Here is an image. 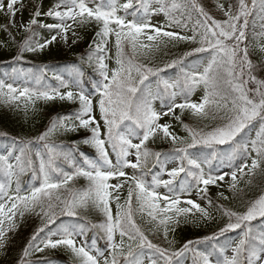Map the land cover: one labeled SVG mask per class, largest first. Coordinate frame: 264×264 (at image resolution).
Masks as SVG:
<instances>
[{
  "label": "snow or ice",
  "instance_id": "obj_1",
  "mask_svg": "<svg viewBox=\"0 0 264 264\" xmlns=\"http://www.w3.org/2000/svg\"><path fill=\"white\" fill-rule=\"evenodd\" d=\"M155 2L159 7L153 9L152 0H125L123 3L91 0V6L89 0H60L55 8L44 13L37 6L30 19L20 24L24 38L15 57L17 61L23 59L25 52H42L59 41L67 44L70 32L76 36L75 27L97 25L99 30L89 45L86 60L80 59L93 67L100 77L93 85V92H86L81 86L83 72L79 68L71 82L53 73L52 78L59 81V87L55 88L47 84L42 88L15 87L0 81V102L17 107L22 102L25 113L29 108L35 111L37 101L59 100L78 105L76 111L53 120L48 129L36 137L42 150L34 151L33 141L24 140L18 142V155L0 154V174L5 178L0 182V249L5 248L9 233L16 230L18 220L26 213L38 215L42 221L23 250L20 264H32L27 258L34 253L58 248L71 254L73 264H182L179 258L188 253L193 257V264H264V194L250 200L242 211L219 205L227 219L218 231L202 239L188 240L178 250L153 243L136 221L137 214L146 216L153 234L162 232L171 246L175 241L169 240V233L175 231V226L214 219L209 210L210 198L209 207H202L196 200L185 198L186 195L196 191L203 198L209 186L219 187L226 177H230L229 190L238 192L244 177H253L258 171L264 173V78L256 74L264 73V62L253 63L249 46L245 44L253 12L258 9L264 21V0H236L227 8L218 3L225 19H216L199 0H186L184 4L175 0ZM23 8V0H0V14L8 21L0 27L6 31L16 28L15 18ZM188 8L198 13L197 19L193 20L190 13L185 19L172 15L175 10ZM130 9L134 10L133 19L126 18ZM140 9L143 15L136 16ZM121 11L124 15L119 14ZM157 13L169 17V28L176 25L184 29L185 34L153 25L147 17ZM42 15L55 22L41 23ZM261 27L264 28V23ZM38 29L53 34L41 40ZM112 37L116 49L115 67L106 63L110 59L108 45ZM181 42L195 47L162 66L143 62L151 61L157 53ZM128 48L130 53L126 51ZM259 52L264 55V45L259 47ZM199 53L208 54L205 66L188 69L186 58ZM168 69L178 71L176 79L162 75ZM46 73L45 65L38 74H33L37 85ZM150 77L155 78L154 81ZM222 83L227 87L222 88ZM201 85L204 95L199 102H192V93ZM177 97H182L183 102L177 103ZM156 100H160L166 110L156 111L153 107ZM176 109L181 115L188 110L199 120L219 118L222 123L208 131L184 125L188 137H180L169 130L171 125L160 123L162 116L175 115ZM175 118L180 119L179 116ZM254 122H259V131L255 139L246 141L242 134ZM80 130L90 135L74 144L89 145L95 149L97 159L80 153L82 159L78 161L75 155L78 147L66 148L51 140L57 133ZM158 134L174 146L171 158L178 159L179 164L167 171L169 179L154 177L148 183L144 177L150 158L163 163L162 153L152 152L147 146ZM219 145H229V150L219 153ZM198 146L211 149V159L194 158L190 149ZM253 152L255 158H251ZM238 157H248L250 163L244 160L235 170L218 174L204 169L212 159H220L231 167ZM62 164L71 170L65 171ZM27 172L41 183L27 194H21L20 177ZM54 173L59 176L54 178ZM78 178L87 181L86 188L72 186ZM178 178H181L179 184L176 183ZM13 181L16 184L14 192ZM247 182L251 184L252 181ZM161 186L167 191H158ZM61 192L67 195L62 197ZM218 195L229 199L223 192ZM89 209L102 214L103 222L89 221L83 215ZM62 216L75 218V222H61L55 231L46 233L45 230ZM81 220L84 223H80ZM257 220L262 222L259 228L254 224ZM89 230L103 233L107 254H93V248L86 242L78 243V238ZM237 230L239 239L230 248L217 247L222 237ZM41 233L45 235L41 237ZM205 243L210 248L201 251L198 246Z\"/></svg>",
  "mask_w": 264,
  "mask_h": 264
},
{
  "label": "trees",
  "instance_id": "obj_2",
  "mask_svg": "<svg viewBox=\"0 0 264 264\" xmlns=\"http://www.w3.org/2000/svg\"><path fill=\"white\" fill-rule=\"evenodd\" d=\"M199 2L203 4L205 9L211 15L216 17L217 14L220 16L222 15L217 7L218 3H223L224 6H227L230 3H235L236 0H199ZM58 3H60V0H23L24 8L22 13L30 18L37 6H39L41 12L44 13L55 8ZM176 3L184 4L186 3V0H176ZM136 7L138 8L139 5H136ZM133 11V9H130L129 13L131 14ZM178 12L179 14H184L185 16L190 13L193 20L198 18V13L193 11L191 8H188L187 10L179 9ZM135 15H143V9H140L135 13ZM39 19L41 23L55 22L52 18L44 15H42ZM7 22V18L2 15L0 18V26L6 24ZM261 22L262 21L257 9L256 19L255 22H253L252 30L247 31V36L250 38V48L254 53L252 58L250 55V59H252L253 63L254 61H257V64L264 62V55L259 52V47L264 45V29L261 27ZM0 29L7 32L9 35L2 43H6L7 46H10L9 53L0 52V81H2L4 75H8V78H13L12 81L14 82H12V84L17 83V86L15 87L42 88L44 84H47L49 87L51 84L53 88H55L59 87V81L52 78L53 73L68 81V76L71 73L75 74L72 78H76L75 70L79 68L83 72V76L80 77L81 86L86 92H93V85L100 79L99 74L93 67H89L86 62L82 63L80 58L84 57L86 60L87 54L90 51L89 45L92 44L93 40L96 38L95 33L99 30L97 25L89 24L83 27H76L81 34L70 48L66 47L63 42L51 52H48L47 50L37 53L25 52L23 53V59L19 61H17L15 57L19 54L20 44L23 41L24 33L17 32L15 29H11L9 31L4 30L3 27H0ZM50 34L52 33L46 29H38V39L42 40L44 36ZM13 36L15 37L14 40L12 39ZM193 47L195 46L192 44L181 42L175 47L170 46L169 48L157 53L151 61L145 60L143 62L149 63L150 66H162L164 62L175 59L185 52H190ZM126 51L128 53L131 52L130 48L126 49ZM111 53L112 55L110 56V59L106 60V63L109 64V67H115L116 49L114 46V37L112 38ZM203 55H205V53L188 56L185 60V65L187 67H192L196 63H201L203 61ZM45 65L47 66L46 76L41 84L37 85L36 81L33 79V74H38V70ZM174 72L175 69H168L167 72L162 73V75L171 76ZM256 74L260 78H264V73L258 72ZM149 79L152 81L154 80L153 77H150ZM221 86L222 88L227 87V85H224L223 83ZM198 91L202 92L199 89ZM202 94L204 95V92H202ZM203 95L192 100V102H199ZM77 108L78 105L67 101H37L35 111L29 108L28 112L25 113L22 102L20 107H17L15 104H4L0 102V133H6V135H0V154L12 152V155H18L20 147L18 142L24 140L33 141L32 147L34 151L42 150V145L40 142L36 141V137L45 132L53 120L70 115L76 111ZM176 116H179L180 119H176ZM170 117L172 118V124L169 130L175 135L185 138L188 137V133L186 132L184 125H188L189 127L197 130L208 131L212 127L222 123L219 118L215 120H199L192 116L188 110H185L183 115H181L180 110L176 109L175 115H170ZM255 127L256 126H249V128L245 130V133L242 134L246 141L249 140L250 135L253 131H255ZM88 135H90V133H87L84 130L69 133H57L51 137V140L57 144L64 145L66 148L73 146L78 147L79 152L75 153L78 161L82 159L80 153H83L84 156L89 159H97L95 149L89 145H85L83 143H79L78 145L74 144V142L82 141ZM147 146L152 152L162 153L161 160L163 161V163H157L154 158H150L149 165L145 169L146 175L144 178L148 181V183H151L154 177L157 178V176L162 173L163 168L167 164L175 162L178 159L171 158L174 146L170 141L162 139L160 135H157L154 141H149ZM217 148L219 153H224V146L219 145ZM190 151L194 153V156L199 155L201 159L203 156L211 159V149L198 146L195 149H190ZM251 158H255V156H252ZM244 160H247V162L250 163V158L245 159V157H238L232 162L231 168L235 170V168L241 165ZM222 164L223 163L220 159H212L210 165H204V169L206 172L211 171L213 173V170L220 168ZM61 166L65 171L71 170L68 165L62 164ZM53 176L56 178L59 174L54 173ZM181 178L177 179V184H179ZM4 179L3 175L0 174V182H4ZM249 179L252 181L251 184L247 182ZM40 183L41 181L34 178L31 172L25 173L20 177L21 194H27L32 188L40 186ZM72 186L76 189H84L87 187V181L83 178H78L73 182ZM15 188L16 184L14 183L12 184L13 192L15 191ZM239 189L240 191L238 192L230 191L228 183L221 182L219 187L209 186L208 193L203 198H201L196 191H192L190 196L196 197L199 201L205 203L207 207H209L208 199H211L212 205L209 210L214 219L200 221L195 224L182 222L175 226V231H170L169 233V240L175 241V243L171 246L164 240L162 232H157L155 235L153 234L152 226L147 223L146 216L142 217L140 214H137L135 218L142 230H144L145 234L149 236V239H151L153 243L159 244L161 247H171L174 250H178L188 240L202 239L204 236L211 235L213 232L218 231L219 227L222 226L227 219L226 217H223L222 211L218 207L219 205H223L228 209L242 211L250 200L264 194V173H260L258 171L253 177H244L240 182ZM220 192H223L225 196L229 197V199H222L218 195ZM60 195L63 197L66 196L67 193L61 192ZM124 195L126 196V189L124 190ZM121 202H123V196ZM112 207L113 213H115L116 209L114 203ZM83 215L86 216L92 223H101L104 220L103 215L98 213L95 209H89L87 212L83 213ZM61 222L65 224L75 222V218L62 216L57 219L56 224L50 225L49 229H46L45 232L47 233L49 230L55 231L57 225L61 224ZM41 223L42 221L40 216L33 213H26L20 221L18 231L10 234L7 245L5 249L2 250V254L0 255V264H20L21 257L23 256V250L29 243L26 238H31L34 231H36V227L41 225ZM80 223H84V221L81 220ZM254 224L258 228L260 227L256 224V222H254ZM238 232L239 231L237 230L236 232L226 234L225 237L220 239L219 245L228 247ZM40 235L44 236L45 233H41ZM84 236L89 240L92 238H98L101 242L107 243L103 238V233H98L97 230H89ZM206 244L207 243L199 245V249Z\"/></svg>",
  "mask_w": 264,
  "mask_h": 264
},
{
  "label": "rangeland",
  "instance_id": "obj_3",
  "mask_svg": "<svg viewBox=\"0 0 264 264\" xmlns=\"http://www.w3.org/2000/svg\"><path fill=\"white\" fill-rule=\"evenodd\" d=\"M120 2L121 3H123V2H125V0H120ZM167 2L168 3H171L172 2V0H167ZM89 3H90V6H91V0H89ZM157 7H159V5L155 2V0H152V8L154 9V8H157ZM120 15H124V13H123V11H121L120 13H119ZM174 17H176V18H178V19H185V17L184 16H180L177 12L174 14ZM127 19H132V17H131V15L129 14L127 17H126ZM148 19H150V22L153 24V25H161V26H164L165 27V30H170V31H176V32H180L181 34H185V30L184 29H182L181 27H178V26H176V25H173L172 27H168L167 25L169 24V17L168 16H165L163 13H157V14H155V15H150V16H148L147 17ZM16 21H17V27H16V29L17 30H19V31H21L20 30V24L21 23H26L27 21H26V19L25 18H23L21 15H20V13L18 12L17 13V16H16ZM76 31V30H75ZM186 34H191V33H186ZM78 35V32L76 31V36ZM75 36V37H76ZM1 38H4V36H1ZM73 39H74V37L71 35V32L69 33V40H68V43H67V46H71V43H72V41H73ZM60 42L61 41H59V42H57V43H54L53 45H50L49 47H54V46H56V45H58V44H60ZM109 50H111V44H110V42H109V45H108V51ZM108 56L110 57V53H108ZM201 67V69H202V66H200ZM177 77L175 76L173 79H176ZM152 87H154L155 88V84H153L152 85ZM199 90H201L202 91V89H203V91L202 92H204V88H203V85H201V86H199V87H197ZM202 88V89H201ZM198 89L196 90V92H195V90H194V92L192 93V95H191V97H190V99H193V98H195V97H198V96H200V95H202V92H199L198 91ZM160 100H156V101H154V103H153V107L156 109V111H158V112H160V111H163V110H166V109H164V108H159V104H160ZM176 102L177 103H179L180 102V98L179 97H177V100H176ZM96 115H97V118L99 119V113H98V109H97V113H96ZM160 123H162V124H164V123H167V124H169V125H171V123H172V120L171 119H165V117L164 116H162V118H161V120H160ZM254 124H256L257 126H258V128H260V124H259V122H254L252 125H254ZM256 138V133H255V135H254V137H252L250 140H252V139H255ZM249 140V141H250ZM135 142V141H134ZM113 155V160H115V156H114V154H112ZM179 164V162H176V163H173V164H171V165H169L168 167H166V170H164V173L161 175V176H159V179H161V180H163V179H169V177L167 176V171L168 170H171L173 167H176L177 165ZM225 171H227V172H231L232 171V169L231 168H229V167H227V166H224V168H222V169H220L218 172H216L215 174H218V173H221V172H225ZM230 180V177H226L225 178V181H229ZM113 183H115V181H112ZM158 191H160L161 193H164V192H166L167 191V189H165V188H163L162 186L160 187V188H158L157 189ZM192 199V198H191ZM193 200H196V199H193ZM198 203H200L198 200H196ZM201 204V203H200ZM201 206H203V207H205L203 204H201ZM239 236H240V234L238 235V238L237 239H239ZM236 239V240H237ZM82 241V239L81 238H78V243L79 242H81ZM235 242V241H234ZM57 249H52V251H56ZM228 255H231V252L229 251L228 252ZM33 257H38V254H34L33 255ZM187 258H188V262H187V264H193V257H192V255H191V253H188L187 254Z\"/></svg>",
  "mask_w": 264,
  "mask_h": 264
}]
</instances>
